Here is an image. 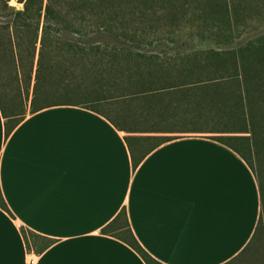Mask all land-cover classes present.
I'll list each match as a JSON object with an SVG mask.
<instances>
[{"label": "trees", "instance_id": "1", "mask_svg": "<svg viewBox=\"0 0 264 264\" xmlns=\"http://www.w3.org/2000/svg\"><path fill=\"white\" fill-rule=\"evenodd\" d=\"M263 1L15 0L18 8L0 0L7 132L28 110L81 106L128 133L134 166L177 137L170 134L195 133L210 134L254 169L264 162V34L236 42V30L249 3ZM187 25L190 34L181 32ZM0 207L10 212L1 189ZM261 222L238 259L252 250ZM103 231L160 264L134 236L125 209ZM23 235L30 250L40 237Z\"/></svg>", "mask_w": 264, "mask_h": 264}, {"label": "crops", "instance_id": "2", "mask_svg": "<svg viewBox=\"0 0 264 264\" xmlns=\"http://www.w3.org/2000/svg\"><path fill=\"white\" fill-rule=\"evenodd\" d=\"M6 122L0 109V189L10 209L0 207V264H147L103 231L124 209L160 264H237L256 233L258 175L211 136H177L134 166L128 133L88 108L28 110L9 132ZM23 229L40 236L31 250Z\"/></svg>", "mask_w": 264, "mask_h": 264}, {"label": "rangeland", "instance_id": "3", "mask_svg": "<svg viewBox=\"0 0 264 264\" xmlns=\"http://www.w3.org/2000/svg\"><path fill=\"white\" fill-rule=\"evenodd\" d=\"M11 4L20 8L15 0H11ZM250 10L246 13V22H243V25L237 28L236 32L239 33V38L236 39V42H247L251 40H255L260 37V35L264 34V1L262 4L255 5L254 2L249 3ZM181 32L184 34H190L193 32V28L190 25L183 26ZM191 40V38H190ZM103 109L108 111V107L103 106ZM113 112V110L111 111ZM175 136L182 135H201L195 133L189 134H170ZM203 135V134H202ZM211 136L210 134H205ZM254 169L258 177H260V182L264 186V162L255 160ZM123 232V231H122ZM237 264H264V205L262 211V222L259 227V234L257 236V241L254 242L252 250L246 254L242 259L238 260Z\"/></svg>", "mask_w": 264, "mask_h": 264}]
</instances>
